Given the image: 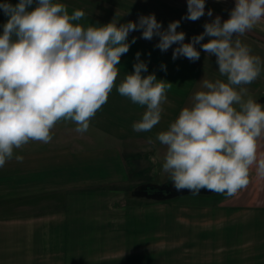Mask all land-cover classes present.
<instances>
[{"label":"clouds","instance_id":"9594fccd","mask_svg":"<svg viewBox=\"0 0 264 264\" xmlns=\"http://www.w3.org/2000/svg\"><path fill=\"white\" fill-rule=\"evenodd\" d=\"M35 3V7L33 4ZM8 17L0 34V167L30 141L49 143L51 130L58 121H72L75 131L87 132L91 119L107 102L118 76L120 58L129 51V33L142 30V38L159 37L155 45L162 52L172 45V59L180 56L197 61L200 44L208 56H215L218 71L225 80L202 79L201 89L192 97L168 129L156 140L165 146L162 172L177 191L199 194L201 189L235 196L250 182L255 168L264 177V152L258 141L264 137V105L247 89L264 68L259 56L239 37L264 20V0H235L229 19L216 16L204 24V32L185 43L178 32L180 20L162 30L155 14L141 15L138 22L84 27L85 13L53 0H18L15 5L0 4ZM212 9L207 11L212 16ZM205 15V0H187L182 19L196 21ZM77 22V23H74ZM205 37L208 42L202 43ZM136 42L133 37L131 43ZM136 53L134 71L126 73L118 93L134 104L146 106L142 118L134 122L136 132H148L156 126L167 102L171 83L146 76L147 64ZM164 68V65H161ZM155 164L158 155L151 156ZM23 162L22 155H15ZM155 171V169H154Z\"/></svg>","mask_w":264,"mask_h":264},{"label":"rangeland","instance_id":"374dc122","mask_svg":"<svg viewBox=\"0 0 264 264\" xmlns=\"http://www.w3.org/2000/svg\"><path fill=\"white\" fill-rule=\"evenodd\" d=\"M90 127L80 134L74 122L61 120L49 143L22 147L24 155L38 151V192L30 195L37 191L34 182L17 188L8 182L0 198L5 264H257L264 259V177L255 168L247 187L232 197L136 198L131 192L140 179L164 184L169 176L157 166L141 171L143 157L127 160L125 178L121 167H113L116 175L99 165L86 171L80 154L94 157L98 150L99 156L111 145ZM258 144L264 145V137ZM31 165L30 159L24 169Z\"/></svg>","mask_w":264,"mask_h":264},{"label":"crops","instance_id":"0c3cea01","mask_svg":"<svg viewBox=\"0 0 264 264\" xmlns=\"http://www.w3.org/2000/svg\"><path fill=\"white\" fill-rule=\"evenodd\" d=\"M5 2L15 5L18 3V0H0V4ZM53 2L66 5L69 14H72L74 10H82L85 16L78 23L84 27L91 24L105 25L112 20L118 21V25L127 23L128 21L138 22L141 15L147 16L149 14H155L157 21L162 24V30H164L167 29L170 22L180 20V26L177 28V31H183L186 34L185 43L190 42L193 36L203 33L204 24L211 22L216 16L221 18V22L229 19L230 10L235 6V0H205V15L196 21H190L182 19L187 14V0H53ZM33 7H35V3ZM209 9H212L213 13L211 17L207 15ZM7 20L8 17L4 15L3 10H0V34H2L3 25ZM133 37H136L135 43H131ZM239 39L242 43L250 47L253 55L259 56L262 62H264V20H261L252 30L247 31ZM208 40L209 37H205L201 41V44L208 42ZM158 41L159 37L156 36L152 40L143 39L142 30L129 33L127 42H129L130 48L126 54L121 56L120 64L117 65L118 76L115 86L110 92L107 102L97 111L90 121V126L96 132L103 135L111 145L103 146V152L100 150L101 153L99 156L97 155L98 150L94 152V157H87L88 152L80 154L84 159L83 164L86 171L91 166L97 167L99 165L103 168L104 172L111 173L115 169L114 175H116L115 173L118 170L113 167H117L118 169L121 167V176L125 178L128 172L125 164L128 159L132 160L134 157L136 159L143 157L146 160V169H140L141 171H148L152 166H157L159 171L162 167V158L166 148L158 141H156L154 146L150 145L149 138L155 141L158 132L167 130L169 125L178 118L180 111L184 107L191 106L194 94L202 90V79L213 82L217 79L226 81V77L221 76L218 71L216 57L214 55L208 56L202 50L200 44L195 45L196 49L200 52V58L193 62L183 56L173 60L172 52L178 45L174 44L167 51L162 52L155 47ZM137 52L141 53L140 60L144 61L148 66V71L146 73L142 72L143 76L154 73L158 80L171 83L166 90L167 102L162 105L163 112L161 120L148 132H136L132 128L133 123L142 118L146 106L132 103L130 99L121 96L117 91V87L124 79L126 73H132L134 71L133 65L136 63ZM161 65L165 67L162 68ZM243 87L247 89L245 99L251 96L258 103L263 102L264 68H262L260 76L254 82ZM92 128L91 133L93 131ZM258 150L264 152V145H260ZM22 151V148L16 149V152L14 149L13 159L7 161L3 167H0V198L5 197L8 182L10 183V188L12 187V183L17 188L19 183L21 184L23 181L34 182L37 191H31L30 195L33 196V193L38 192V151L34 149V154L26 155ZM15 155H22L23 162H17ZM136 155L138 156L136 157ZM156 155L160 159L157 163L153 164L149 158ZM122 157L125 158L124 161ZM30 159L32 160V165L30 171H26L24 169V163ZM79 166L81 167L83 165L79 164ZM69 169L72 172V169ZM149 182V179H146V181L140 179L134 188L140 184ZM2 213H5V211H1L0 209V224H4V226L0 225V247L6 238V219L5 216H1ZM261 250L264 252V249ZM5 263L6 256L4 251L2 252V256H0V264ZM262 263H264V259L257 262V264Z\"/></svg>","mask_w":264,"mask_h":264},{"label":"water","instance_id":"95a60500","mask_svg":"<svg viewBox=\"0 0 264 264\" xmlns=\"http://www.w3.org/2000/svg\"><path fill=\"white\" fill-rule=\"evenodd\" d=\"M264 101V97L263 100ZM189 190L177 191L172 185V181L166 182L164 184H152L143 183L135 187L131 195L136 198H148L156 201H166L171 200L184 195H191ZM215 192L209 191L207 189H201L199 195H212Z\"/></svg>","mask_w":264,"mask_h":264},{"label":"flooded vegetation","instance_id":"af4514ba","mask_svg":"<svg viewBox=\"0 0 264 264\" xmlns=\"http://www.w3.org/2000/svg\"><path fill=\"white\" fill-rule=\"evenodd\" d=\"M169 181H170V179L167 182H169ZM212 195H221V193H215V194H212Z\"/></svg>","mask_w":264,"mask_h":264}]
</instances>
